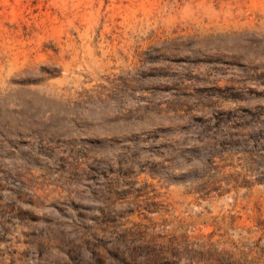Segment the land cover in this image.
I'll return each mask as SVG.
<instances>
[{
	"label": "rangeland",
	"instance_id": "obj_1",
	"mask_svg": "<svg viewBox=\"0 0 264 264\" xmlns=\"http://www.w3.org/2000/svg\"><path fill=\"white\" fill-rule=\"evenodd\" d=\"M0 264H264V0H0Z\"/></svg>",
	"mask_w": 264,
	"mask_h": 264
}]
</instances>
